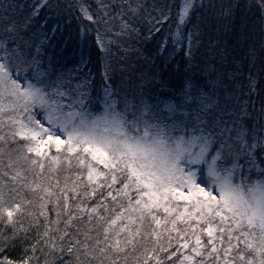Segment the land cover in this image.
<instances>
[{
    "label": "snow or ice",
    "instance_id": "1",
    "mask_svg": "<svg viewBox=\"0 0 264 264\" xmlns=\"http://www.w3.org/2000/svg\"><path fill=\"white\" fill-rule=\"evenodd\" d=\"M164 31L179 88L130 59ZM0 264H264V0H0Z\"/></svg>",
    "mask_w": 264,
    "mask_h": 264
},
{
    "label": "trees",
    "instance_id": "2",
    "mask_svg": "<svg viewBox=\"0 0 264 264\" xmlns=\"http://www.w3.org/2000/svg\"><path fill=\"white\" fill-rule=\"evenodd\" d=\"M18 2L21 4H24V3H29L30 0H18ZM205 2H207V0H205ZM240 3L241 4L245 3V5L254 4L255 0H249V3L246 0H240ZM255 13H256V9L254 7V9H252V11L248 13V15L251 16L253 20H255L256 18ZM45 15L47 17L46 23L44 20H42L41 23H45V27L55 26L57 29L56 35L54 38H52V42L49 47V54L54 59H59V61L68 68L74 67L81 60L79 56L87 54L90 56L88 65L89 66L91 64L93 65V72H94L99 63L98 49L95 46L94 37L93 38L84 37V40H83L84 50L82 51V54L80 55L79 45L77 43L78 35H75V33H77L79 30V25L75 19V16L73 15L71 18V21H69L68 19L57 17L55 13H47ZM168 28H169V25H166L165 29H168ZM213 32L217 33V30L213 29ZM166 33L167 31L155 34L154 39H151L148 41H141L139 44L134 45L133 47L138 49V53L141 51L144 54H146V57L144 60L140 61L137 59L139 58L138 53H137V54L132 55L130 59L131 60L135 59L134 61L135 63L133 67H135V69H139L136 73L137 75H139L140 71L144 72L146 70L148 72L147 66H150L154 70V72L153 71L150 72V76L152 73H156L155 78L158 81H161L162 83L164 81H167V83H164V86L166 87V88L163 87L164 89H171L172 87L179 88L181 86L182 81H179L178 78H183L184 72L173 67V64L171 62L166 63L165 65V62H164L165 60L163 56L167 54V52L161 54L159 53L157 49V42L158 41L162 42L160 39L161 38L164 39ZM217 34L222 39L226 48L228 49L237 48L235 55L238 59V62L243 64V59L245 56V51L247 49V46L245 45L241 47L235 44L234 37L231 35L230 28L228 29L227 35L225 34V29L223 27L219 29ZM258 38L259 37L257 36L256 39L258 40ZM169 42H170V39L168 41V44ZM72 57H78V58L77 60H72L71 59ZM62 58H64L65 60L63 61ZM230 60H231V57H230ZM92 61H94V63H92ZM243 72H244V75H247L246 68L243 69ZM97 83H99L98 80H97Z\"/></svg>",
    "mask_w": 264,
    "mask_h": 264
},
{
    "label": "rangeland",
    "instance_id": "3",
    "mask_svg": "<svg viewBox=\"0 0 264 264\" xmlns=\"http://www.w3.org/2000/svg\"><path fill=\"white\" fill-rule=\"evenodd\" d=\"M248 3H249V0H246ZM176 2L178 3L179 2V0H176ZM244 5H245V3H243ZM247 5V4H246ZM252 9H254V7L252 8ZM173 25V26H172ZM171 26H169L170 28H171V30L172 31H174L175 30V25L174 24H172ZM75 35H78V40H77V43H78V45H79V53H80V55L82 54V51L84 50V48H83V40H84V37L80 34V31L78 30V32L77 33H75ZM170 35H171V32H169V31H167V33H166V35L165 36H168L169 37V39H170ZM75 39V38H74ZM164 39H165V37H164ZM164 39H160L162 42L164 41ZM169 39H168V41H169ZM169 45H171V39H170V42H169ZM52 49H53V47H52ZM50 52H51V50H50ZM167 52V51H166ZM165 52V53H166ZM139 53H141V54H139ZM138 53V57L139 58H137L138 60H140V61H142V60H144L145 59V57H146V54H144L143 52H139ZM84 57L87 61H89V55H87V54H84V55H81V56H79V58L81 59V57ZM141 57V58H140ZM166 57H167V59H166ZM77 58L78 57H72L71 59L72 60H77ZM163 58H164V62H165V65H166V63H169V62H171L172 64H173V67H175V68H177L178 70H180V71H182V72H184V70L187 68V65H186V63H184L183 62V60H182V54H181V52L179 51V50H176L175 52H173L170 56L168 55V52H167V54H165L164 56H163ZM62 60L64 61L65 59L64 58H62ZM132 61V66L134 65V61H135V59H133V60H131ZM92 63H94V61H92ZM69 68H71V67H69ZM89 68H91L92 70H93V65L91 64L90 66H89ZM135 68V67H134ZM147 69H148V72L145 70L144 72L146 73V74H148L149 75V78L151 79L152 77L150 76V72H154V70L150 67V66H147ZM139 69H137V71H138ZM156 72V71H155ZM186 77L184 76L183 78H178V80L179 81H183V79H185ZM156 79V78H155ZM159 79V78H158ZM157 80V79H156ZM158 81V80H157ZM178 81V82H179ZM162 87H164V88H166L165 86H164V83H162Z\"/></svg>",
    "mask_w": 264,
    "mask_h": 264
}]
</instances>
